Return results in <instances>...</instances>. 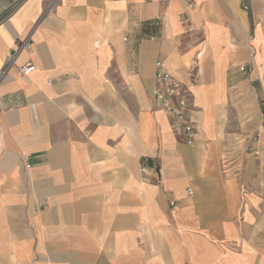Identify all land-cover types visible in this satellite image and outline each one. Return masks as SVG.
<instances>
[{
    "label": "crops",
    "instance_id": "obj_1",
    "mask_svg": "<svg viewBox=\"0 0 264 264\" xmlns=\"http://www.w3.org/2000/svg\"><path fill=\"white\" fill-rule=\"evenodd\" d=\"M0 77V264H264V0H0Z\"/></svg>",
    "mask_w": 264,
    "mask_h": 264
},
{
    "label": "built area",
    "instance_id": "obj_2",
    "mask_svg": "<svg viewBox=\"0 0 264 264\" xmlns=\"http://www.w3.org/2000/svg\"><path fill=\"white\" fill-rule=\"evenodd\" d=\"M154 40V39H153ZM31 50V46L24 43L19 50ZM36 69L28 64L20 69L24 76L30 75ZM1 82V77H0ZM154 102L156 109L172 119V131L176 136L183 138L187 145L193 146L200 136V130L189 119L188 110L191 101V93L167 70L163 62L155 63L154 73ZM27 168H30L27 165ZM192 194V190H188ZM172 210H177L176 202L171 201Z\"/></svg>",
    "mask_w": 264,
    "mask_h": 264
}]
</instances>
